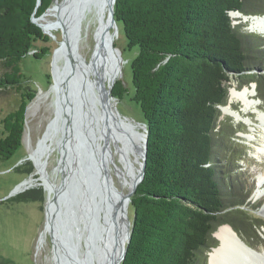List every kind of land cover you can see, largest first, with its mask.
Wrapping results in <instances>:
<instances>
[{"label":"trees","instance_id":"obj_1","mask_svg":"<svg viewBox=\"0 0 264 264\" xmlns=\"http://www.w3.org/2000/svg\"><path fill=\"white\" fill-rule=\"evenodd\" d=\"M51 3L0 0V90L20 95L0 120V159L22 145L26 106L35 92L22 90L19 63L35 41L49 39L32 17ZM236 10L262 15L264 0H115L127 47L136 48L132 100L148 129L144 175L130 199L134 223L121 264H206L219 225L237 233L244 220L257 227L246 216L256 210L247 201L252 187L241 190L237 165L243 153L235 156L225 137L222 145L216 142L228 131L220 106L232 79L254 82L264 101V36L233 24L229 12ZM112 92L120 98L127 90L117 81ZM227 145L231 150L221 152Z\"/></svg>","mask_w":264,"mask_h":264},{"label":"rangeland","instance_id":"obj_2","mask_svg":"<svg viewBox=\"0 0 264 264\" xmlns=\"http://www.w3.org/2000/svg\"><path fill=\"white\" fill-rule=\"evenodd\" d=\"M58 1L61 2L62 0ZM103 10L105 15L104 26L107 24V28L104 27L101 30L100 36L95 35L92 32H87L86 40L82 43V46H80L79 52L83 61L87 64L91 81L96 85L100 84L99 73L97 71H99V68H102V62L105 61V54H107L109 63L116 70V73L114 71L116 82L119 81L121 86L127 90L122 97L113 99V113H115L119 123L129 132H144L142 126L143 117L140 108L132 100L134 89L131 82L130 63L136 55V48L129 49L127 47L121 23H114L113 21H111L110 24L108 23V2H106ZM232 21L233 24H244L243 29L249 31V24L247 21L234 19ZM249 32L264 35L253 30ZM43 33L48 35L49 39L47 41H35L27 56L22 58L19 63L20 69L24 75L21 83L23 87L22 90L35 92V96L40 90H48L51 83H53L52 58L54 56V51L60 46L62 41L61 29L54 30L52 34H47L45 31ZM44 48L46 49L44 55L40 58L34 56V53L41 54L40 51ZM1 71L2 67L0 65V74ZM242 85L244 84L240 82L238 83L236 80L232 79L228 89L232 86L239 88ZM109 86L110 79L106 81L105 89L107 90ZM260 95L264 98L263 88L260 90ZM253 97L258 102L257 106L259 110L264 112V101L259 98L256 88ZM19 98V92H16L13 89L0 90V120L8 111L16 106ZM31 101L27 104L25 112V130L21 147H19V149H17L8 159H0V264L53 263L51 254L54 249H52L49 231L45 235L42 243H39V237L44 229L43 227H45L44 205L47 199V193L45 188H43L42 180L39 178L40 174L38 175V173H35L34 164L32 160L28 158L29 154L27 145L36 147L40 140L45 136L48 125L52 122L55 123L50 129L47 140L49 144H51L52 141L56 144L53 135L62 134L61 132L64 129V125H66L67 121L70 119V115L66 110H63L59 114L58 120L54 118L55 111H53L52 105H49L52 101V94H50L45 100L46 102L41 105L35 115L29 117L28 106ZM60 104L61 100L55 98V106ZM220 107V111L222 112L223 107ZM232 107L236 110L240 109V104L238 102H233ZM115 108L123 119L130 122H139V124L129 128L130 124L117 116ZM257 114L258 110L255 108H251L247 113H242L243 116H249V119L236 120L229 114H222L220 119L226 122L224 126L227 125L228 131L226 135L220 134L217 137L216 142L219 143V146L220 144L222 145L225 137L233 144V146H235V156H237L238 152L243 153V156L241 160L238 161L237 165L239 171H241V190H244L246 187H252V191L247 201L248 205L256 208V210L249 211L246 216L248 219H251L256 223L257 227L250 229V224L245 223L246 220H244L245 222L243 224L237 223V226L242 228L243 232H235L247 244L259 247L260 252H264V212L262 210L264 208V186L260 187L258 182L261 175L264 179V155H257L256 153L258 146L263 141V131L259 126L260 121L257 118ZM70 123L72 125V118L70 119ZM25 136L29 139L28 143L24 141ZM231 143L229 145H231ZM229 145L225 147L227 149L220 147V151L223 152L225 150L226 152L224 151V153H228L229 150H231V148L228 147ZM55 147V149L47 153V164L45 167L50 174L49 176L52 180L50 181L53 184H58L62 161H60L57 152L59 145L56 144ZM106 160L108 161L113 185L118 191L126 193L133 182L132 179L137 177L140 168V156L133 166L135 169L133 167L131 168V165L127 160L122 157L117 146L112 144L110 155L106 156ZM69 165L70 164H67L68 167L73 166L72 163L71 166ZM55 167H58V169L55 170ZM64 168L67 170V167ZM31 177H33V180H38L39 184L37 183L34 186L27 185L21 192L14 195L10 194L16 184L19 183V186ZM257 190L262 191L260 192V196L256 194ZM132 213V209L129 206V221H131ZM104 221H106L105 217ZM258 224H262V226H259ZM76 232L77 241L74 243L78 247L76 248L75 256L80 258V254L83 255V253H80L79 250V239L87 235V233L82 231L81 227ZM214 239L216 240L217 245L218 240L215 237ZM208 255L207 252V256Z\"/></svg>","mask_w":264,"mask_h":264},{"label":"bare ground","instance_id":"obj_3","mask_svg":"<svg viewBox=\"0 0 264 264\" xmlns=\"http://www.w3.org/2000/svg\"><path fill=\"white\" fill-rule=\"evenodd\" d=\"M106 2L109 3V0H62L61 2L53 0L47 10L35 18V22L47 34H52L54 30L61 29L62 41L60 46L54 51L52 58L53 83H51L48 90H40L37 93L28 106V115L29 117L35 115L41 105L46 102L45 100L49 95L52 94V101L49 105H52L53 111L60 114L59 105L55 106V98L60 99V105L65 106L66 112L70 115V119L72 118L73 120L72 124H76L75 126H78L77 129L80 131L83 129L90 132L92 139L99 148H102L105 157L110 155L111 145L115 144L122 157L127 160L132 168L140 156L144 132H129L119 123L115 113H113L114 101L108 97V89H105V83L109 79L110 85L113 79L115 83L114 71L116 73V70L109 63V58L105 54L102 68L97 71L100 84L96 85L91 81L87 64L83 61L79 52L80 46L86 40L87 32H92L98 36L101 35V30L104 28L105 23L103 7L105 8ZM230 17L234 20L247 21L251 30L264 34V15L243 17L235 12H230ZM254 91V82L242 85L239 88L232 86L228 91L227 102L222 106V114H229L236 120H242L249 119V116H243L242 113H247L251 108L258 110L257 118L263 131V141L258 146L256 153L257 155H264V112L259 110L257 106L258 102L253 97ZM233 102H238L240 109H234L232 107ZM54 123L52 122L48 125L45 136L36 147L27 145L28 158L34 164L35 173L40 174L39 178L42 180L49 198L47 214L55 210L54 204H51V196L54 187L57 185L51 182L50 174L45 167L47 164V153L55 149V145H59L61 140L60 134L55 136L52 134L56 144L53 141L51 144L48 143L47 138ZM24 141L29 142L27 136L24 137ZM67 164L71 166V159L67 160ZM57 169L58 167H55V170ZM135 179L136 177L132 181ZM258 182L260 187L264 186L262 175L259 177ZM37 183L39 184L38 180H33V177H31L17 186L16 190L22 191L27 185L34 186ZM260 192L262 191L257 190L256 194L260 196ZM110 198L116 201L115 195H111ZM109 205L99 212L100 229L98 236L94 239L87 234L80 238L81 240L79 239V250L83 255L80 254L79 258L73 254V260L75 258L77 264H111V260L120 251L121 243L124 240L121 221H118L119 213L114 216L115 218L109 214ZM262 210L264 212V208ZM104 217L106 221H104ZM116 225V230L118 229V231L114 233ZM48 226L49 222L47 221L39 237L40 244L48 231L50 232ZM107 226L111 231L106 232ZM213 235L218 240V243L208 252L207 264H264V252H260L259 247H254L243 241L229 224L219 225ZM108 253H110V256H108ZM54 257L56 256L53 250L51 254L52 264H55Z\"/></svg>","mask_w":264,"mask_h":264},{"label":"water","instance_id":"obj_4","mask_svg":"<svg viewBox=\"0 0 264 264\" xmlns=\"http://www.w3.org/2000/svg\"><path fill=\"white\" fill-rule=\"evenodd\" d=\"M39 3L40 0H37V4ZM114 3L115 0H109L108 3L109 24L111 21L114 23L117 22L114 15ZM230 12H235L243 17H255L258 15L243 14L237 10ZM35 18L37 17L33 16L32 21L38 25L35 22ZM248 30L252 31L250 27ZM113 81L114 79L108 88V97L110 99H116L112 93L114 85ZM59 107L61 111L65 110L64 106L59 105ZM115 110L117 116L121 117L116 108ZM54 114V118L58 120L59 114H56L55 112ZM123 120L130 124L129 128L139 124V122ZM75 125H71L70 119L67 121L61 132V140L59 142L60 148H57L59 159L62 161L61 166L63 167L60 169L59 181L54 187L51 196V204H54L55 207L54 212L47 214L48 196L44 205V225H46L47 221L49 222V236L52 242V249H54V254H56L54 262L55 264L76 263L75 258L73 260V253H76L77 247L74 243L77 241L76 231L81 227L82 231L86 232L90 238L92 237L95 239V237L98 236L100 229L99 212L110 204L108 207L109 214L115 218L114 216L119 213L118 221H121V230H123L122 236L124 239L121 243L120 251L110 263L121 264L126 252V243L130 239L134 223V212L132 213L131 221L128 219L130 199L144 175L148 136L147 125L142 122L144 138L142 149L140 151V168L136 179L133 180L130 189L126 193L118 191L113 185L108 161L104 156L105 154L103 153L102 148H99L97 143L92 139L90 132L83 130L82 127V131H80L77 129L78 126ZM69 159H71L73 165L71 167L67 166V160ZM64 167H68L67 172ZM18 184H16L11 190V195L21 192L16 190ZM111 195L116 196V201H113V199L110 198ZM116 227L117 225L115 226L114 233L118 231V229L116 230ZM106 230V232L111 231L108 226ZM108 256H110V253H108Z\"/></svg>","mask_w":264,"mask_h":264},{"label":"flooded vegetation","instance_id":"obj_5","mask_svg":"<svg viewBox=\"0 0 264 264\" xmlns=\"http://www.w3.org/2000/svg\"><path fill=\"white\" fill-rule=\"evenodd\" d=\"M108 26V25H107ZM107 26H104L105 28H107ZM115 82H116V80H115ZM115 84V83H114ZM113 93V92H112ZM115 98H117L116 96H114Z\"/></svg>","mask_w":264,"mask_h":264}]
</instances>
